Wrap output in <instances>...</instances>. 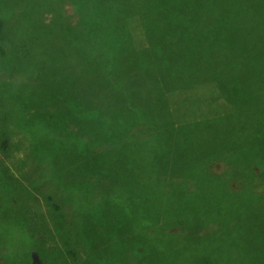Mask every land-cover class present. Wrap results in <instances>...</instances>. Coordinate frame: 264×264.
I'll return each instance as SVG.
<instances>
[{"label":"rangeland","instance_id":"rangeland-1","mask_svg":"<svg viewBox=\"0 0 264 264\" xmlns=\"http://www.w3.org/2000/svg\"><path fill=\"white\" fill-rule=\"evenodd\" d=\"M59 1L0 0V132L4 133L0 137V144L6 142V148L8 145L5 152L0 150V264H112L106 257L120 256L126 243L107 249L99 247L90 257L100 233L105 231L101 211L107 216H121L124 224L118 223L116 226L122 227L125 232L134 233L126 223L128 219L140 223V213L128 215L135 208L138 211V195L139 199L141 196L145 198L157 187L155 179H143L149 173V161L135 164L133 149L139 137L147 139L149 147L159 149V140H166L162 135L147 138V135L137 132H101L96 135V139L100 142L102 140V144L98 148L93 147V151H83L69 143L64 132H32L29 126L31 121L27 122L31 113L25 115L24 123L25 109L30 107L34 94L45 95L46 100L50 99L47 87L37 82L39 73L44 70L53 75L59 70L68 69L69 62L78 55L76 46L69 51V35L66 31L69 18L71 21H80L75 23L74 32L78 28L88 30L85 25L88 21L95 23L92 18L89 20L91 14L87 9L75 7L73 10L74 0ZM75 1L84 5L89 0ZM113 1L115 9L112 16L108 21H102L98 27L101 33L102 30L107 31L106 36H102V41L107 42L117 33L125 31L129 38L135 40L134 45L140 50V37L133 31L134 19L139 15L143 22L152 24L157 18V8L161 6L163 9V4L147 7L148 0ZM213 1L217 8L227 5L229 13L231 12L232 6L229 7V4L221 0ZM191 8L185 10L190 11ZM108 22L110 25H105ZM247 23L250 49L257 47L258 40L262 39L264 42V18L259 23L248 18ZM148 33L152 37L162 36L160 45L167 52L182 50L183 41L188 37L186 32L178 31L175 23L170 20L164 21L153 33L152 29L148 30ZM82 36L87 38L88 34L83 32ZM177 41L182 44L175 45ZM141 43L147 45L144 40ZM5 53L9 56L6 57ZM239 56L249 55L240 53L232 58L239 60ZM261 56L259 63L264 70V49ZM232 58L220 57L214 62L213 68H227ZM176 61L181 66H186L182 59L177 58ZM175 68L184 73L179 67ZM12 76V84L5 82ZM185 76L182 83L188 86L186 95L177 94L173 98L175 112L170 110L171 115L167 118L174 126L169 139L171 146L168 155L173 164L192 162L196 166L204 157L210 160L204 163L205 169L201 170L200 179L204 182V188H213L216 194L220 191L218 186L224 184L225 210L239 209L244 205L245 195L249 198L259 196L257 186L249 183L248 179L251 177V182L257 178L255 173H264V145L237 152L223 151L215 159V153L206 155L199 150L201 142L204 143L205 140L208 143L211 139L214 140L209 143L208 149H221L227 145L220 138L225 139L228 144L247 140L256 141L253 144L264 142L259 132V127L264 126V89L256 96H246L248 101H254V106L240 123L232 118L235 111L229 112L232 105L227 97L220 94L214 80L201 81L200 76L190 73ZM174 83L178 85L180 82ZM179 86H182L181 83ZM150 110L151 106L144 101L140 111L147 113ZM200 116L205 117L195 121L200 122L199 127L205 122L207 132L205 136H201V142H196L198 132H190L185 136L184 133L187 132L184 131L190 122H195L193 120ZM152 118L157 121L160 116L154 113ZM179 119L184 120L185 124L180 125ZM254 128L257 132H250ZM158 132H163L161 127H158ZM54 138H60L64 142L54 141ZM167 151L168 148L163 150L162 157ZM180 151L191 155L183 156ZM9 174L12 175L11 180ZM106 174L113 176L105 177ZM97 178L102 181L95 188ZM171 179H167V182ZM29 180L43 181L40 184L42 191L36 193V199H31L26 194L25 183ZM123 180L127 182L124 186L121 185ZM194 183L201 187L200 182ZM107 187H116L115 192L108 198L101 199L100 195ZM48 196L52 198L54 207H59L57 211L49 212L46 206ZM173 201L181 205L182 209L186 207L185 202H181L178 197L171 196V202ZM152 217L156 215L153 214ZM155 229H158V224L151 226L149 232H154ZM163 231L166 233L169 229L165 228ZM199 234L202 236L185 232L180 238L173 240L179 254L168 264H199L202 258L215 264H229V233L221 235V232L209 229ZM205 237L207 238L204 240ZM69 249L74 252L73 255L69 254ZM263 251L249 247L243 254L245 264H264Z\"/></svg>","mask_w":264,"mask_h":264},{"label":"trees","instance_id":"trees-1","mask_svg":"<svg viewBox=\"0 0 264 264\" xmlns=\"http://www.w3.org/2000/svg\"><path fill=\"white\" fill-rule=\"evenodd\" d=\"M221 1L229 4V7L232 6L230 13L227 5L217 8L213 0H148L147 7L163 4V9L161 6L157 8V18L150 25L143 22L139 15L134 19L133 26L138 33L134 28L133 31L140 37L138 41L140 50L134 45L135 40L129 38L125 31L117 33L107 42L102 41V36L105 37L107 31L102 30L101 33L98 27L102 21H108L112 16L115 9L113 0H89L84 5L72 1L73 10L75 7L87 9L91 14L89 20L92 18L95 23L88 21L85 23L88 30L78 28L74 32L75 23L80 21L77 19L71 21L69 18L66 29L69 35V51L76 46L78 55L69 62L68 69L59 70L53 75L44 70L39 73L37 82L47 87L50 99L46 100L45 95L34 94L30 107L25 109L24 123L25 115L31 113L27 122L31 121L29 126L32 132L50 130L64 132L69 138V143L83 151L85 149L93 151V147L98 148L99 144H102V140L100 142L96 139V135L101 132H137L147 135V138L153 135L158 137L162 135L166 138L165 141L159 140V149H153L148 146L147 139L139 137L133 149L135 164L149 161V173L144 175L143 179H155L157 185L145 198L141 196L139 199L138 195V211L135 208L128 215L140 213V223L132 219H128L126 223L134 233L125 232L122 227L116 226L118 223L124 224L121 216H107L101 211L105 231L100 233L97 243L91 249L90 257L99 247L107 249L126 243L125 248L121 249L120 256L106 257L112 264H168L179 254L173 240H177L185 232L202 236L199 233L209 229L221 232V235L229 233L228 245L231 250L229 264H245L243 254L249 247L264 250L263 172L255 173L257 178L251 182V177L248 179L249 183L257 186L258 198H249L245 195L242 207L225 210L223 205L225 185L218 186L220 191L214 194L213 188L206 190L203 180L200 179L201 170L205 169L204 163L210 160L204 157L196 166H193L192 162L173 164L168 155L171 146L169 139L174 132V126L167 119L171 113L166 108L171 106L177 94L186 95L188 86L182 83L186 79L185 75L190 73L200 76L201 81L214 80L213 83L219 88L220 94L227 97L232 105L229 112L251 111L254 101H248L245 99L246 96H256L264 89V70L259 63L263 56L260 57L264 42L257 37V47L249 49L247 23L248 18L255 19L257 23L264 18V0ZM57 2L60 1L54 0V3ZM189 7H192L191 10L186 11L185 9ZM161 11L162 14L159 15ZM166 20L175 23L178 31L188 34L183 41L182 50L167 52L160 45L162 36L152 37L148 33L150 29L153 33ZM83 32L88 34L87 38L82 36ZM142 40L147 45L141 43ZM181 44L180 41L175 42L177 46ZM240 53L249 56H239V60L232 58ZM5 56L8 57L9 54L5 53ZM222 56L232 58L229 66L224 69L213 68L214 62ZM177 58L182 59L186 66H181L176 61ZM175 67H179L184 73L177 71ZM13 81L12 76L5 82L12 84ZM174 82H180L184 87ZM144 101L151 106L147 113L140 111ZM154 113L160 116L157 121L152 118ZM201 116L193 121L204 119L205 116ZM179 122L180 125L185 124L184 120L179 119ZM190 123L184 131L187 132L184 133L185 136L190 132L192 134L198 132L199 136H196L195 141L201 142L203 140L201 136L203 134L205 136L207 132L205 122L200 127L199 121ZM158 127H161L163 132H158ZM3 134L0 132V137ZM56 140L64 142L60 138H54V141ZM103 140L105 142L106 137ZM219 140L227 145L221 149H208L211 141L205 143L204 140V143L201 142L199 152L206 155L215 153V159L223 152L220 151L222 149L237 152L264 145L258 143L248 146L246 141H240L234 146L223 138ZM167 148V153L162 157L163 150ZM7 149L6 142H1L0 150L5 152ZM180 153L183 156L191 155L185 151ZM8 177L9 180L12 179L11 174ZM169 178L172 179L167 182ZM101 181L102 179L97 178L94 187L97 188ZM194 182H200L201 187L196 186ZM125 183L127 182L123 180L121 185L124 186ZM40 184H43V181H26L25 191L31 199H36V193H41ZM115 188L104 189L100 195L101 199L113 195ZM171 196L180 198L186 207L182 209L181 205L171 202ZM46 206L49 212L57 211L59 208L54 207L49 196ZM153 214L156 217H152ZM156 224L158 229L149 232L151 226ZM165 228L169 229L166 233L163 231ZM151 233L153 235H149ZM74 234L77 236L76 232ZM69 254L73 255L74 252L69 249ZM249 256L251 257L250 254ZM262 261L264 263V251ZM199 264L215 262L202 258Z\"/></svg>","mask_w":264,"mask_h":264},{"label":"crops","instance_id":"crops-1","mask_svg":"<svg viewBox=\"0 0 264 264\" xmlns=\"http://www.w3.org/2000/svg\"><path fill=\"white\" fill-rule=\"evenodd\" d=\"M174 103H175V102H174V100H173V102H171V106L169 107V109L172 110V112H175L174 107H173V104H174ZM248 114H249V111H247V110H246V111H244V110H236V111L233 113L232 118H235V119L239 120L240 123H241V122L243 121V119H245V118L247 117ZM263 127H264V126H261V132H260L262 138H264ZM255 130H256V128L251 129L250 132H257V131H255ZM238 132H239V131H238ZM240 139H241V136H240ZM235 143H236V142H234V143H232V144L235 146ZM245 143H247L248 146L253 145V143L249 142L248 140H247ZM262 143H264V142H262ZM234 146H233V147H234ZM220 151H227V150L222 149V150H220Z\"/></svg>","mask_w":264,"mask_h":264},{"label":"water","instance_id":"water-1","mask_svg":"<svg viewBox=\"0 0 264 264\" xmlns=\"http://www.w3.org/2000/svg\"><path fill=\"white\" fill-rule=\"evenodd\" d=\"M169 112H170V109L169 108H166Z\"/></svg>","mask_w":264,"mask_h":264}]
</instances>
